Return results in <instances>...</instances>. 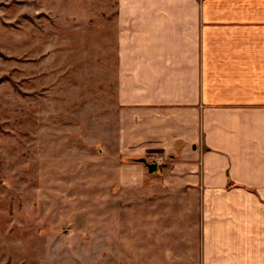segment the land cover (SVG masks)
I'll return each mask as SVG.
<instances>
[{
    "label": "crops",
    "instance_id": "obj_1",
    "mask_svg": "<svg viewBox=\"0 0 264 264\" xmlns=\"http://www.w3.org/2000/svg\"><path fill=\"white\" fill-rule=\"evenodd\" d=\"M110 15L113 157L158 164L104 168L102 264H264V0Z\"/></svg>",
    "mask_w": 264,
    "mask_h": 264
},
{
    "label": "rangeland",
    "instance_id": "obj_2",
    "mask_svg": "<svg viewBox=\"0 0 264 264\" xmlns=\"http://www.w3.org/2000/svg\"><path fill=\"white\" fill-rule=\"evenodd\" d=\"M114 5L0 0V264L103 263L104 168L143 163L114 158Z\"/></svg>",
    "mask_w": 264,
    "mask_h": 264
},
{
    "label": "water",
    "instance_id": "obj_3",
    "mask_svg": "<svg viewBox=\"0 0 264 264\" xmlns=\"http://www.w3.org/2000/svg\"><path fill=\"white\" fill-rule=\"evenodd\" d=\"M141 162H143L150 171H154L156 168V164L155 163H150L146 160V158L141 157Z\"/></svg>",
    "mask_w": 264,
    "mask_h": 264
},
{
    "label": "trees",
    "instance_id": "obj_4",
    "mask_svg": "<svg viewBox=\"0 0 264 264\" xmlns=\"http://www.w3.org/2000/svg\"><path fill=\"white\" fill-rule=\"evenodd\" d=\"M128 160L135 161V162H141V157H129Z\"/></svg>",
    "mask_w": 264,
    "mask_h": 264
}]
</instances>
